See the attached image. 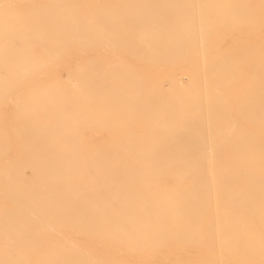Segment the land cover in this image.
<instances>
[{"label": "bare ground", "instance_id": "obj_1", "mask_svg": "<svg viewBox=\"0 0 264 264\" xmlns=\"http://www.w3.org/2000/svg\"><path fill=\"white\" fill-rule=\"evenodd\" d=\"M19 1L0 0V231L24 234L0 250L264 264V0Z\"/></svg>", "mask_w": 264, "mask_h": 264}, {"label": "rangeland", "instance_id": "obj_2", "mask_svg": "<svg viewBox=\"0 0 264 264\" xmlns=\"http://www.w3.org/2000/svg\"><path fill=\"white\" fill-rule=\"evenodd\" d=\"M44 0H22V1H19V5H20V8L22 9V10H28L33 4H41V2H43ZM18 2V1H17ZM16 2V3H17ZM79 3L81 2V1H78ZM33 3V4H32ZM31 5V6H30ZM61 68H58L57 69V71H56V76L59 78V79H61L62 77V79L61 80H66L68 77H66V76H68V74H67V71L66 70H64V69H61ZM65 76V77H64ZM179 77H180V80H181V83L182 84H186V83H188V75L187 74H184V73H182V74H179L178 75ZM61 77V78H60ZM66 78V79H65ZM186 79V80H185ZM9 105V104H8ZM6 106H7V104H4V105H2L1 106V108H0V113L2 114V115H4L3 113H4V111L3 110H5V111H7L6 113H8L9 111H10V113L9 114H6L5 113V115L6 116H10L11 115V112H12V107L11 108H9V107H7V109H10V110H7L6 109ZM3 112V113H2ZM4 115V116H5ZM102 134V135H101ZM100 135L102 136H99V137H92V139H91V144H92V146H96L98 143H95V142H99V141H104V140H106L107 139V135H106V132H104V131H101L100 132ZM104 135V136H103ZM98 138H100V139H98ZM96 140V141H95ZM9 158V157H8ZM0 160H2L1 158H0ZM27 170V172H26V174L27 175H31L32 174V172H31V170L30 169H26ZM29 170V171H28ZM30 172V173H29ZM0 209H4L6 206H4V207H2L3 206V201H0ZM171 207V206H170ZM35 224H40V222H35ZM7 229H5L4 230V232H2V231H0V247L1 246H3L4 245V241H6L5 239L7 238H10V237H12L13 238V236H15V235H18L19 236V234H24L23 233V231H21V232H12V233H10L9 231H6ZM51 230H49V232H50ZM61 231H63V234L64 233H66V232H68V229L66 228V229H63L62 230V228H61ZM71 233H73V231L72 230H69ZM49 232L48 231H46V232H43V234H49ZM70 232H68V234H70ZM38 234H42V233H38ZM51 234V235H50ZM49 234V236H55V234H54V231H51V233ZM56 234H57V232H56ZM71 235V234H70ZM12 238H10V239H12ZM86 241L87 240V238L86 237H84V238H82L81 239V241L83 242V241ZM11 241V240H10ZM59 241V240H58ZM60 242V241H59ZM96 242V241H95ZM84 243H90V242H88V240H87V242H83L82 244H84ZM13 245H15V247H17V248H20V246H18L16 243H12ZM92 244H94L93 242L90 244V245H92ZM87 246V244L85 245H83V247L84 248H90V249H92V250H98L99 248H100V246L101 245H99L98 243L97 244H95V245H92L93 246V248H91L92 246ZM99 245V246H98ZM95 246H96V248H95ZM215 246V245H214ZM214 246H212L211 247V250L212 251H208L209 249H207V250H205V249H203V248H201V247H186V249L187 250H178L176 247H175V245L173 244V243H169L168 244V248H167V254L170 256L169 257V259L173 262V261H177V260H180V259H184L186 256H200V255H202V254H210V255H214V253L216 254V253H218L217 252V250L215 249V248H213ZM34 247H36V248H34ZM34 247H32V250H27V251H22V252H20L18 249L16 250V248L14 249V246H12L10 243L9 244H7V246H5L4 247V249L3 250H0V255H2L1 257H0V259H2V260H0V264H3L4 263V258H6L7 257V259H6V261H7V263L5 262L4 264H62L63 263V261L62 262H60V261H56V260H52V259H50L49 258V256H47V254H44V253H41V251H42V249H44L43 247H41V246H39V245H36V246H34ZM99 247V248H98ZM213 248V249H212ZM102 249V247L98 250V251H100ZM4 251V252H3ZM186 252L183 256H182V253L183 252ZM193 252V253H192ZM3 253V254H2ZM111 253V254H110ZM107 252L106 253V255L109 257V259H116L117 260V264H125V263H129L130 261L125 257L124 258V256H125V254L124 253H122V255L123 256H121L120 254H121V252H119L117 255H116V251L114 252V251H111V252ZM4 254L5 255H7V256H5L4 257ZM115 254V255H114ZM193 254V255H192ZM138 256H141V255H138ZM137 256V258L135 259V261L132 263V264H135V263H138V264H145L146 262L144 261V262H142L143 260H141L140 259V262H138L139 261V257ZM129 258V257H128ZM41 259H43V260H41ZM161 259H162V257H161ZM186 259V258H185ZM149 260H150V262H151V264H160L159 262H158V260H156V259H154L153 257H150L149 258ZM156 260V261H155ZM170 263V262H169Z\"/></svg>", "mask_w": 264, "mask_h": 264}]
</instances>
